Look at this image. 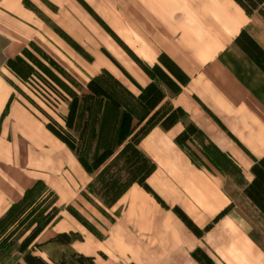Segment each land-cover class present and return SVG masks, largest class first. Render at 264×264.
Here are the masks:
<instances>
[{"label": "crops", "instance_id": "obj_1", "mask_svg": "<svg viewBox=\"0 0 264 264\" xmlns=\"http://www.w3.org/2000/svg\"><path fill=\"white\" fill-rule=\"evenodd\" d=\"M82 1L142 62L152 66L165 53L190 81L177 95L162 86L165 98L140 122L146 108L138 100L139 86L151 80L79 0H0L5 59L23 55L31 43L66 47V37L90 51L91 78L121 108L95 97L87 89L89 78L83 96L90 101L78 96L74 128L82 122L87 142L113 148L121 113L130 111L134 131L127 141L143 130L136 148L155 165L146 183L167 205L135 180L119 195L104 231L56 244L60 256L80 253L96 264H200L193 257L200 248L213 264H264V215L244 194L253 157L264 155V72L235 43L246 30L264 49V19L248 16L234 0ZM176 108L185 116L163 129L161 121ZM190 123L200 132L179 145L176 137ZM90 181L76 152L47 129L0 72V220L37 182L66 203ZM59 233L69 230L49 229L38 243ZM47 245L53 244L42 247Z\"/></svg>", "mask_w": 264, "mask_h": 264}, {"label": "rangeland", "instance_id": "obj_2", "mask_svg": "<svg viewBox=\"0 0 264 264\" xmlns=\"http://www.w3.org/2000/svg\"><path fill=\"white\" fill-rule=\"evenodd\" d=\"M61 35L64 36L62 33ZM65 39L66 47L58 44L55 46L53 41L50 48L31 43L23 55L7 60L4 54L7 40L0 35V72L22 102L46 124L54 122L63 128H66L65 118L73 96L81 95L86 102L90 101L86 95L83 96V92L88 79L91 78L87 66L93 59L90 51L85 54L72 40L67 37ZM15 87L31 98L34 104ZM97 102L102 103L103 100L97 99ZM82 125V122L79 123L70 133L76 141V154L84 156L90 162L102 151L103 142L98 146L92 141L87 142V134ZM106 131H109L107 137L111 138V128ZM142 131L131 137L120 149L111 146L115 155L113 154L114 156L97 171L89 174L91 181L87 188L77 194L71 202L64 203L63 199L41 182L26 191L23 201L13 206L0 222V264H24L23 255L18 251L21 241L53 208H57L58 215L44 229L41 237L54 228H65L69 233H76L79 235L76 241L82 240L85 233L104 231V227L111 220L112 209L119 195L127 185L137 180L149 165L136 148ZM195 159L203 161L197 156ZM51 244L53 245H47L40 250L56 259V262L60 251L56 243Z\"/></svg>", "mask_w": 264, "mask_h": 264}, {"label": "trees", "instance_id": "obj_3", "mask_svg": "<svg viewBox=\"0 0 264 264\" xmlns=\"http://www.w3.org/2000/svg\"><path fill=\"white\" fill-rule=\"evenodd\" d=\"M91 13V15L103 26V28L121 45V47L134 59L137 65L150 78V82L144 86H139L140 93L138 100L146 108V112L140 118L142 122L165 98V92L162 86H165L172 94H179L183 87L186 86L190 77L173 61L168 55L162 53L158 57V62L149 66L142 62L135 56L129 48L114 34V32L93 12L90 7L82 0H79ZM248 16L258 14L264 19V0H234ZM235 43L241 50L264 72V49L263 47L246 31L242 30L237 36ZM116 64L117 62L105 52ZM118 65V64H117ZM126 73V72H125ZM131 79V78H130ZM132 80V79H131ZM133 81V80H132ZM134 82V81H133ZM23 96H25L31 103L33 100L26 96V94L15 87ZM87 89L97 97L109 102L115 108H121L119 101L95 78H91L87 83ZM79 108V97L73 96L68 113L65 118L66 128L56 125L54 122L47 123V129L55 135L59 140L66 144L73 152L77 151L76 141L70 130L74 128L77 113ZM185 116V112L181 108L172 110L161 121V126L165 130L172 128L181 118ZM134 131L133 116L130 111L123 110L118 126L116 147H119L127 141ZM200 132L194 124L190 123L185 130L176 137V142L183 145L192 136ZM239 143V141H238ZM240 144V143H239ZM114 154L113 148H106L102 150L92 161H88L84 156H78V159L86 170L91 174L97 171L105 162ZM155 169L154 164H149L144 172L137 178L139 183L147 192L153 194L158 201L164 206L167 205L155 194V192L147 185L146 179ZM252 180L244 189L246 197L257 207V209L264 215V155L260 158L253 157V165L251 167ZM174 212L185 222V224L197 235L201 236L203 231L200 230L179 208H173ZM224 214L222 212L220 216ZM58 210L53 208L48 211L42 220L36 223L29 234L21 241L18 251L23 255L25 264H96L91 256H86L80 253H72L69 255H61L56 262H50L43 258L38 252L40 248L48 243H56L67 245L79 239L76 233H59L54 238L48 240L43 244L36 243L38 237L44 229L50 225L57 217ZM218 216L216 220L220 217ZM6 217V216H5ZM3 220V218L1 219ZM0 220V222H1ZM210 227V226H209ZM208 229V228H207ZM193 257L200 264H213L212 259L200 248L193 252Z\"/></svg>", "mask_w": 264, "mask_h": 264}]
</instances>
